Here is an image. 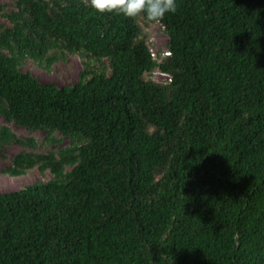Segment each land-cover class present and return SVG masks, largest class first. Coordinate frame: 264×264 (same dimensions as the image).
I'll use <instances>...</instances> for the list:
<instances>
[{
	"label": "trees",
	"instance_id": "obj_1",
	"mask_svg": "<svg viewBox=\"0 0 264 264\" xmlns=\"http://www.w3.org/2000/svg\"><path fill=\"white\" fill-rule=\"evenodd\" d=\"M177 4L159 62L83 0L0 6V173L51 175L0 192V264H264V0ZM65 52L73 85L20 69Z\"/></svg>",
	"mask_w": 264,
	"mask_h": 264
},
{
	"label": "rangeland",
	"instance_id": "obj_2",
	"mask_svg": "<svg viewBox=\"0 0 264 264\" xmlns=\"http://www.w3.org/2000/svg\"><path fill=\"white\" fill-rule=\"evenodd\" d=\"M13 4L14 0H0V6L4 7L5 11L12 10ZM3 22L5 21L0 16V23ZM142 31L147 35L149 49L155 52L156 55L159 54L161 58L164 55V52H166V36L162 32L161 26L158 25L151 28L142 27ZM81 60L80 56L74 54L71 55L65 52L49 67L48 71L40 69L38 65L31 60L25 61L20 69L23 72L30 73L39 82L52 83L57 87L70 86L78 81L79 73L82 70ZM163 77L164 76H160L158 73L152 75V79L154 78V80H160ZM0 124H5V121L1 117ZM10 127L19 137H32L35 139L38 144V148L35 150L36 152H44L47 150V146L43 142V132H27L24 128L17 127L14 124H10ZM57 137H59V135H57ZM61 144L67 145V140L62 139ZM22 149L25 148H22L15 143L6 145L2 149L0 148V170L5 169L9 165L12 156ZM26 151H29V149H26ZM50 177L51 175L48 172H46L44 176H40L35 168L28 170L25 175L19 177H10L6 174L0 173V192L17 190L27 184L37 181L43 182Z\"/></svg>",
	"mask_w": 264,
	"mask_h": 264
},
{
	"label": "clouds",
	"instance_id": "obj_3",
	"mask_svg": "<svg viewBox=\"0 0 264 264\" xmlns=\"http://www.w3.org/2000/svg\"><path fill=\"white\" fill-rule=\"evenodd\" d=\"M99 14H116L143 24L146 28L160 25L178 10L177 0H83Z\"/></svg>",
	"mask_w": 264,
	"mask_h": 264
},
{
	"label": "built area",
	"instance_id": "obj_4",
	"mask_svg": "<svg viewBox=\"0 0 264 264\" xmlns=\"http://www.w3.org/2000/svg\"><path fill=\"white\" fill-rule=\"evenodd\" d=\"M150 53H151V58H152L153 60H156L157 62H159L160 60H162L163 58H165V57L168 55L167 50H166V52H164V55H163L161 58H158L157 55H156V53L153 52L151 49H150ZM159 75H160V76H164L161 80H164L165 77H166L165 75H162V74H160V73H159Z\"/></svg>",
	"mask_w": 264,
	"mask_h": 264
}]
</instances>
